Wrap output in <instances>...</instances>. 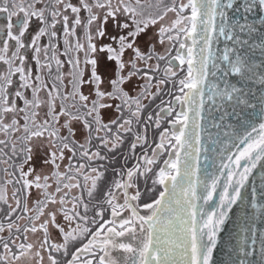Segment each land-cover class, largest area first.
I'll return each instance as SVG.
<instances>
[{
    "label": "snow or ice",
    "instance_id": "snow-or-ice-1",
    "mask_svg": "<svg viewBox=\"0 0 264 264\" xmlns=\"http://www.w3.org/2000/svg\"><path fill=\"white\" fill-rule=\"evenodd\" d=\"M0 13V264H214L234 205L248 196L264 217L242 191L264 162V122L238 138L218 175L201 180L199 165L206 92L220 121L239 122L244 106L255 107L249 85H264V60L254 63L257 51L264 57V0H0ZM101 54L115 62L107 79ZM259 103L264 118V94ZM107 109L115 115L105 122ZM149 127L159 130L151 142ZM126 134L134 138L125 165L135 163L114 170L97 198L108 169L96 161ZM244 212L229 264H257Z\"/></svg>",
    "mask_w": 264,
    "mask_h": 264
},
{
    "label": "water",
    "instance_id": "water-1",
    "mask_svg": "<svg viewBox=\"0 0 264 264\" xmlns=\"http://www.w3.org/2000/svg\"><path fill=\"white\" fill-rule=\"evenodd\" d=\"M220 48L223 44L219 45ZM264 57L260 56L257 51L254 57V63L259 65ZM251 87V104L255 105L254 108L244 106V111L239 115V122L237 116L227 117L224 121L218 119L220 113L216 110L217 105L207 100V92L205 94V110L202 113L203 120L201 123L200 132V178L204 180L207 176L218 175L220 170V164L223 160L227 163V156L230 153H235L236 148L234 144L239 143L240 137L245 134V131H251L253 125L258 126L260 122H264V118L261 117V105L259 98L264 94V85H261L257 79L254 84L249 85ZM211 109V114H209ZM231 111V108H229ZM239 112V109L237 110ZM229 125H231L229 127ZM256 135V133H253ZM207 157V159H206ZM223 171H227L223 169ZM224 177H220L221 185L224 182ZM222 187H218L217 194L214 196L213 201L210 203L219 202V193L222 191ZM199 191V189H198ZM244 193L251 194L252 203L264 205V162H261L253 169L252 175L249 177L248 182L245 184ZM203 205V202H200ZM247 205L248 215L246 219L248 221H254L256 244L254 246L255 251L253 256L249 259H253L259 262L260 259V240L259 237L264 235V217L261 216V209L253 208L249 203L248 196L245 197L244 204L233 206V210L229 215V219L223 227L220 234L218 248L214 251V264H229V252L233 250L234 236L237 231L244 226L245 220L244 208ZM204 210H210L207 206H204ZM248 235H251L249 233ZM251 245V241H249ZM235 253H233V259Z\"/></svg>",
    "mask_w": 264,
    "mask_h": 264
},
{
    "label": "rangeland",
    "instance_id": "rangeland-1",
    "mask_svg": "<svg viewBox=\"0 0 264 264\" xmlns=\"http://www.w3.org/2000/svg\"><path fill=\"white\" fill-rule=\"evenodd\" d=\"M73 2H75V0H73ZM81 15L83 16V15H85V13H82ZM170 15H171V14H170ZM5 22H6V16H5V14H4V13H0V25L4 24ZM32 27H33V29H35V28L37 27V22H36V21L33 22ZM77 31H78V34L81 36V38H83V31H82V29H78ZM154 31H155L154 28H149V30L147 31V33H146L145 35H142V36H141V38H140V42H141L142 46L144 45V42L148 39V37L152 36V33H153ZM61 35H62V34H61ZM42 42H46V41H42ZM105 42H106V41H105ZM61 48H62V39H61ZM162 50H163L162 46H161V45H157V51H162ZM173 54H174V52H173ZM127 55H128V54H126V58H127ZM60 58H61L62 60H63V59H66V57H64V56H61ZM177 63H178V62H177ZM31 66H32V68H33V71L35 72V71L37 70V66L35 65V63L33 62ZM163 66H164V65H163V62H162V63H161V67L163 68ZM2 67H3V65H0V68H2ZM114 68H115V62H114V61H107L106 54H101V62H100V66H99V68H98L99 73H100L102 76H104L105 79H107L108 77H110V76L112 75ZM67 69H68V65H65V70H67ZM182 74H183V73H180V75H182ZM87 75H88V70L85 69V78H86V79H87ZM168 87H170V85H169ZM126 88H128V89L130 90L131 85H126ZM84 90H85V93L87 94V87H86ZM152 91H155V88H153ZM161 98H163V99H168L169 97H167V95H164V94H162V96H158L154 101L151 102V104L149 105V108L145 110V114H146L148 111H152L153 109H156V105H158V104L160 103ZM113 103H118V101H115V102H113ZM144 103H145V104H148L149 101L145 100ZM177 110H179V109H177ZM124 111H125V115H127V109H125ZM156 111H158V109H156ZM114 115H115V113H114V111H113L112 109H107V110H105V111H104L105 122L108 121V118H109L110 116H114ZM153 115H155V112L153 113ZM143 118H144V117L142 116L141 119H143ZM170 118H171V117H169V119H170ZM77 127L79 128V126H77ZM135 127H137V126L134 125V128H135ZM162 127H169V125L167 124V121H163V122H162ZM160 130H162V129H160ZM113 131L115 132V128H113ZM158 131H159V130H153L152 127H149V129H148V133H147V135H148V139H149V142H151V141L157 136ZM81 138H82V137H81V133L78 131V132H77L76 139L80 140ZM133 138H134V135H133V134H126V137H125L126 140L124 141V144H126V142H128V144L130 145V144L133 142ZM93 143H94V144H95V143H98V141H93ZM122 146H123V145H122ZM119 149H120V148H119ZM135 151H136V155L138 156V155L141 154L142 149H141V147L138 146V147L136 148ZM149 152H150V149H149ZM133 160H134V159H133ZM133 160H131V158H129V159L127 160V162H128L127 167H132V166H133V164L135 163V160H134V161H133ZM132 161H133V163H132ZM124 162H125V161H124ZM66 163H67V161L65 160V161H64V164H66ZM64 164L61 165V170H63ZM96 164H99V161H96ZM36 165H37V168L40 167L39 159H37V161H36ZM114 173H115V172H114ZM109 176H110V172L108 171V172L106 173V175H105V179H108ZM102 184H103V183H101V186H99V190H98V192L96 193L97 198L100 197V194H101V193H103V190H101V188H102ZM139 186H140V188H141L142 191H145V190H146V186H145V183H144L143 179H141V180L139 181ZM151 186H152V185H151V174H149V179H148L147 187L150 188ZM103 188H104V186H103ZM159 190H161V189L158 188L157 191H159ZM73 191L75 192V190H73ZM130 191H131V190H130ZM33 196H35V192H33ZM142 197H143V198H141V201H140L141 203H143V202H149L148 199H147V195L142 196ZM29 203H31V201H29ZM146 211H147V210L141 209V213H142V214L145 213ZM104 218H105V219H109V218H110V214H109L108 212H106ZM30 239H33V240H34L35 237H30ZM78 245H79V244L77 243L75 246L77 247ZM72 250H74V249H71V248H70V251H72ZM113 254H114V255H118V253H115V252H114ZM31 264H35V260H33V261L31 262ZM45 264H47V260H46V258H45Z\"/></svg>",
    "mask_w": 264,
    "mask_h": 264
},
{
    "label": "trees",
    "instance_id": "trees-1",
    "mask_svg": "<svg viewBox=\"0 0 264 264\" xmlns=\"http://www.w3.org/2000/svg\"><path fill=\"white\" fill-rule=\"evenodd\" d=\"M119 148L113 152L108 153V155L110 157V159L108 161H99V164H105L108 171L110 172V176L108 177V179L104 178V180H103V184H102V188H101V190H103V191H104L103 186L111 183V181L114 179V177L116 175V173H114V170H119L122 168L123 163H125L124 162L125 156H131V153L129 152L130 145L128 144V142H126V144L123 143V146H121ZM103 151L104 150L102 149V153H103ZM135 153H136V151H135ZM131 160H133V159H131ZM133 161H132V163H133ZM127 164H128V162H127ZM127 164H126V166H127ZM106 173H105V175H106ZM100 186H101V184H100ZM101 196H102V193L100 194V197ZM100 197H98V198H100Z\"/></svg>",
    "mask_w": 264,
    "mask_h": 264
},
{
    "label": "flooded vegetation",
    "instance_id": "flooded-vegetation-1",
    "mask_svg": "<svg viewBox=\"0 0 264 264\" xmlns=\"http://www.w3.org/2000/svg\"><path fill=\"white\" fill-rule=\"evenodd\" d=\"M126 165H125V163H123V166L122 167H125ZM127 167V166H126Z\"/></svg>",
    "mask_w": 264,
    "mask_h": 264
}]
</instances>
